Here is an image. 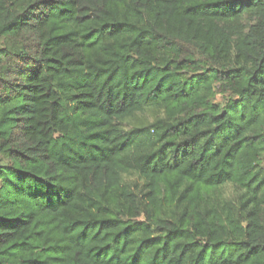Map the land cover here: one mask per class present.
<instances>
[{"label": "trees", "instance_id": "1", "mask_svg": "<svg viewBox=\"0 0 264 264\" xmlns=\"http://www.w3.org/2000/svg\"><path fill=\"white\" fill-rule=\"evenodd\" d=\"M0 264H264V0H0Z\"/></svg>", "mask_w": 264, "mask_h": 264}, {"label": "rangeland", "instance_id": "2", "mask_svg": "<svg viewBox=\"0 0 264 264\" xmlns=\"http://www.w3.org/2000/svg\"><path fill=\"white\" fill-rule=\"evenodd\" d=\"M151 139L152 137H150L148 133L142 134L138 137V141L140 142H150Z\"/></svg>", "mask_w": 264, "mask_h": 264}]
</instances>
